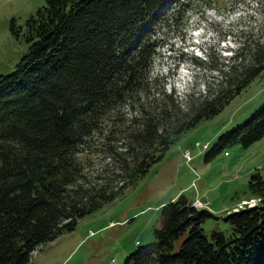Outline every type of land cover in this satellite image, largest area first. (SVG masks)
Returning a JSON list of instances; mask_svg holds the SVG:
<instances>
[{
    "label": "trees",
    "instance_id": "1",
    "mask_svg": "<svg viewBox=\"0 0 264 264\" xmlns=\"http://www.w3.org/2000/svg\"><path fill=\"white\" fill-rule=\"evenodd\" d=\"M45 1L27 22L28 51L0 76V264H30L34 252L144 178L172 138L220 115L264 72V46L248 39L231 58L210 57V68L195 59L217 73L216 83L189 94L185 106L152 93L153 37L158 26L182 27L198 0ZM263 138L264 104L219 138L207 162ZM96 139L123 174L120 187L115 172L96 175L81 159ZM249 188L260 204L228 215L229 234L215 232L212 241L203 230L210 210L185 195L166 204L155 241L124 264H264V177L252 175Z\"/></svg>",
    "mask_w": 264,
    "mask_h": 264
},
{
    "label": "rangeland",
    "instance_id": "2",
    "mask_svg": "<svg viewBox=\"0 0 264 264\" xmlns=\"http://www.w3.org/2000/svg\"><path fill=\"white\" fill-rule=\"evenodd\" d=\"M45 5V0H0V76L12 73L28 51L27 22ZM182 25L171 30L157 27L151 80L152 93L174 94L186 106L189 94L205 93L216 83L217 73L209 69L210 57L219 62L231 58L247 39L264 46V0H198ZM195 59L207 61L209 68L199 69ZM262 104L264 72L220 115L172 138L163 161L144 178L81 218L74 230L34 252L30 264H124L138 247L155 241L162 208L182 195L208 203L207 210L214 217L204 222L203 230L210 241L215 232L228 235L231 228L226 217L262 200L252 194L249 181L254 174L264 177V138L246 148L230 146L210 162L207 156L223 134L247 122ZM129 113L126 108L125 114ZM92 147L90 155L81 157L88 170L96 175L104 169L112 171L108 175L115 172L118 179L113 185L120 187L123 174L102 154L100 140ZM187 151L190 161L184 156Z\"/></svg>",
    "mask_w": 264,
    "mask_h": 264
},
{
    "label": "built area",
    "instance_id": "3",
    "mask_svg": "<svg viewBox=\"0 0 264 264\" xmlns=\"http://www.w3.org/2000/svg\"><path fill=\"white\" fill-rule=\"evenodd\" d=\"M198 146H200V145L198 144ZM207 146H208V145L204 146V149H207ZM184 156H185V158H186L187 161H190V160L192 159V157H191V155H190L189 152H186V153L184 154ZM193 206H194L196 209H197V208H207V207H208V203H207V202H202V201H199V200L196 199V201L193 203ZM36 252H37V251H36ZM38 252H39V251H38Z\"/></svg>",
    "mask_w": 264,
    "mask_h": 264
}]
</instances>
